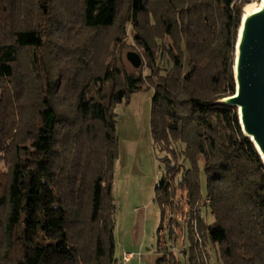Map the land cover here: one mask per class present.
Here are the masks:
<instances>
[{
	"label": "trees",
	"instance_id": "trees-1",
	"mask_svg": "<svg viewBox=\"0 0 264 264\" xmlns=\"http://www.w3.org/2000/svg\"><path fill=\"white\" fill-rule=\"evenodd\" d=\"M260 1L0 0V264H121L115 110L145 90L163 215L180 184L214 220L218 264H264V164L238 111L217 104L236 94L244 9ZM128 25L148 59L132 74L106 41L115 31L122 46ZM191 224L184 256L200 264Z\"/></svg>",
	"mask_w": 264,
	"mask_h": 264
},
{
	"label": "rangeland",
	"instance_id": "rangeland-1",
	"mask_svg": "<svg viewBox=\"0 0 264 264\" xmlns=\"http://www.w3.org/2000/svg\"><path fill=\"white\" fill-rule=\"evenodd\" d=\"M254 3L260 5V2ZM127 30L122 46L112 44L113 36L117 33L115 31H110L106 35V41L111 39V51L115 52L117 57H121L126 70L132 74L140 69H135L127 60L129 53L139 54L143 59L144 68L148 64V59L143 53L140 42L134 39V29L128 25ZM150 40L152 45L155 44V40ZM62 61L69 63L67 56L63 57ZM162 61H166L164 55L158 58L157 64L162 66ZM145 71L148 76L150 71L148 69ZM152 99L153 91L145 90L132 96L130 101L118 105L115 110L119 158L115 168L112 194L117 205V257L121 256V242L132 246L138 240L139 246H144V253H150L149 260L152 256L158 257L155 259V264L159 259L162 261L161 264H178L179 262L190 264L188 257L184 256L185 249H189V242L187 241L185 246L184 238L187 224L192 223L198 244L196 258L199 263L218 264L216 252L208 241L204 225V223L213 224L214 220L204 209L199 212L198 202L194 204L188 201L187 190L182 185H177L172 200L174 205L172 208L164 206V215L156 201V186L165 176L167 167L163 161L166 155L156 148L152 137ZM71 106L72 104L69 103L70 108ZM201 180L202 195L206 198L207 179L204 173ZM171 213H174V219L170 216ZM170 229L173 230V236L177 238V242L169 241L167 246L166 240L168 241ZM144 264L150 263L145 259Z\"/></svg>",
	"mask_w": 264,
	"mask_h": 264
},
{
	"label": "water",
	"instance_id": "water-1",
	"mask_svg": "<svg viewBox=\"0 0 264 264\" xmlns=\"http://www.w3.org/2000/svg\"><path fill=\"white\" fill-rule=\"evenodd\" d=\"M127 60L135 69L143 66L142 57L135 52L129 53ZM234 78L236 94L217 104L238 111L242 132L254 144L264 164V0L257 10L243 15Z\"/></svg>",
	"mask_w": 264,
	"mask_h": 264
},
{
	"label": "crops",
	"instance_id": "crops-1",
	"mask_svg": "<svg viewBox=\"0 0 264 264\" xmlns=\"http://www.w3.org/2000/svg\"><path fill=\"white\" fill-rule=\"evenodd\" d=\"M116 242H117V246H118V241H117V237H116ZM140 245V241H138L137 240V243L136 244H134V245H132V246H127V245H125L124 244V242H123V244H122V242H121V256L119 257V258H121L122 256H123V254L124 253H133V254H139V253H141L142 255H143V260H142V264H144V261H145V259H147L148 260V262L150 263V264H155V259H157L156 257H154V256H152L151 258H150V260H149V257H148V255L150 254V253H144V246H139ZM153 251V250H152ZM156 256H158V253H156ZM158 261V260H157ZM157 261H156V264H157ZM139 263V261H138V259L136 258V259H134L133 261H132V263L131 264H138Z\"/></svg>",
	"mask_w": 264,
	"mask_h": 264
},
{
	"label": "built area",
	"instance_id": "built-area-1",
	"mask_svg": "<svg viewBox=\"0 0 264 264\" xmlns=\"http://www.w3.org/2000/svg\"><path fill=\"white\" fill-rule=\"evenodd\" d=\"M136 258L139 261L138 264H142L143 255L141 253H139V254L124 253L122 256L121 264H131L132 261Z\"/></svg>",
	"mask_w": 264,
	"mask_h": 264
},
{
	"label": "bare ground",
	"instance_id": "bare-ground-1",
	"mask_svg": "<svg viewBox=\"0 0 264 264\" xmlns=\"http://www.w3.org/2000/svg\"><path fill=\"white\" fill-rule=\"evenodd\" d=\"M260 7V5H257L256 3L250 4L245 8V13H250L252 11L257 10Z\"/></svg>",
	"mask_w": 264,
	"mask_h": 264
}]
</instances>
